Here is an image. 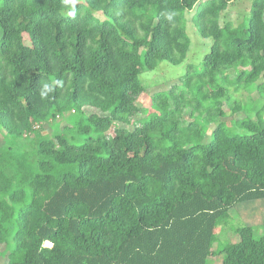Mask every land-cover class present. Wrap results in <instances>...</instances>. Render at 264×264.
I'll list each match as a JSON object with an SVG mask.
<instances>
[{
	"label": "trees",
	"instance_id": "1",
	"mask_svg": "<svg viewBox=\"0 0 264 264\" xmlns=\"http://www.w3.org/2000/svg\"><path fill=\"white\" fill-rule=\"evenodd\" d=\"M232 1L0 0V130L24 140L0 145L6 264H264V234L227 221L264 199V102L241 95L264 99V0L221 24ZM186 11L209 50L145 112L139 73L186 58Z\"/></svg>",
	"mask_w": 264,
	"mask_h": 264
},
{
	"label": "rangeland",
	"instance_id": "2",
	"mask_svg": "<svg viewBox=\"0 0 264 264\" xmlns=\"http://www.w3.org/2000/svg\"><path fill=\"white\" fill-rule=\"evenodd\" d=\"M249 9L250 0H234L228 5L226 10L221 12L220 23L222 24L223 21L229 20L236 24L243 19L244 15L249 14ZM191 13L192 11L185 12V16L187 18L185 27L190 38V45L186 58L179 64H170L168 62L161 61L155 69H141L139 73L138 78L144 87V92L138 97V104L145 110V112L146 109L151 111L150 97L154 92L169 90L174 84L182 86V83L185 82L186 76H191L198 72L200 69L199 63L205 53L209 50L211 39L202 38L197 34L194 25L189 20ZM232 75L233 72L228 73V78L230 79ZM190 81L195 82L196 78L192 77ZM184 95L187 97L190 95V93H187V89H185ZM241 95L242 99L249 97L250 101L252 100L251 111L249 113L250 115H253V112L255 111L254 109H256L259 104L261 105L264 102V99L259 98L255 90L251 88L243 89ZM222 108L227 112V114L222 118L226 121L232 120L235 117H241L244 114L243 112L233 114L229 113L225 103H223ZM85 111L88 113L94 110L87 107ZM66 114L67 113L64 114L65 116H56L55 119H51L48 123H44L42 126L43 132L48 137H51L54 132L60 130L65 125L70 124L69 120L66 118L68 117ZM140 116V114L137 115V117ZM182 118L186 120L190 118L188 110L182 113ZM127 127L131 128L132 125H128ZM208 127L211 129L212 125H208ZM209 128L208 131H210ZM238 130L239 129L235 128L231 131L234 132ZM108 133L112 134V130H109ZM23 142L24 140L20 138H11L8 135H5L3 130H0V145L9 146L15 150L19 148L21 149V144ZM229 215L230 217L227 220L229 225H238L242 223L249 224L253 226L257 233L264 234V199L236 203L229 209ZM229 225H223L218 232V239L220 242L224 240L234 241L237 239ZM46 244L47 242H44V245ZM6 254L7 252H4L0 256V264H6ZM219 261L220 257H211L209 264H218Z\"/></svg>",
	"mask_w": 264,
	"mask_h": 264
}]
</instances>
